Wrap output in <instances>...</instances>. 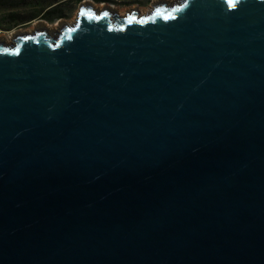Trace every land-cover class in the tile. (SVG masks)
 Returning a JSON list of instances; mask_svg holds the SVG:
<instances>
[{
	"label": "water",
	"instance_id": "95a60500",
	"mask_svg": "<svg viewBox=\"0 0 264 264\" xmlns=\"http://www.w3.org/2000/svg\"><path fill=\"white\" fill-rule=\"evenodd\" d=\"M34 24L0 38V264H264V0Z\"/></svg>",
	"mask_w": 264,
	"mask_h": 264
},
{
	"label": "rangeland",
	"instance_id": "374dc122",
	"mask_svg": "<svg viewBox=\"0 0 264 264\" xmlns=\"http://www.w3.org/2000/svg\"><path fill=\"white\" fill-rule=\"evenodd\" d=\"M85 1H92L97 6L109 4L121 13L131 9L147 10L149 7L152 8L157 1L175 2V0H102V2H98L101 0H0V38L9 41L15 33L34 30V23L36 22H43V26H48L52 30L58 29V25L62 26L66 22L72 24L77 19L80 4ZM59 3L60 11L65 14L63 18L50 20L45 17V14L41 15L44 11L50 9L48 7ZM12 12L17 13L18 17L34 14L35 12L36 16L25 19L23 22L12 23L8 19L9 14Z\"/></svg>",
	"mask_w": 264,
	"mask_h": 264
},
{
	"label": "trees",
	"instance_id": "16d2710c",
	"mask_svg": "<svg viewBox=\"0 0 264 264\" xmlns=\"http://www.w3.org/2000/svg\"><path fill=\"white\" fill-rule=\"evenodd\" d=\"M98 2H102V0L101 1H98ZM53 5H55V4H53ZM59 5H60V3L57 4L55 7H52V6L48 7L50 9L47 10L48 12H46V14L47 13H49V14H51V13H56V14L59 13V11H60V7H58ZM35 16H36V12L34 14H29L27 16H22V17H18V14L17 13L12 12V13L9 14V16H8L9 18L8 19L11 20L12 23H15V22H19V21H22L23 22L25 19H30V18H33ZM54 19L55 18L52 17L50 20H54Z\"/></svg>",
	"mask_w": 264,
	"mask_h": 264
},
{
	"label": "flooded vegetation",
	"instance_id": "af4514ba",
	"mask_svg": "<svg viewBox=\"0 0 264 264\" xmlns=\"http://www.w3.org/2000/svg\"><path fill=\"white\" fill-rule=\"evenodd\" d=\"M57 4H55V5H53L52 7H55ZM51 7V8H52ZM46 12H48V11H44L41 15H44L45 14V17L47 18V19H51L52 17H54V18H63L64 16H65V14H63V12H60L59 11V13H51V14H49V13H47L46 14ZM57 16V17H56Z\"/></svg>",
	"mask_w": 264,
	"mask_h": 264
},
{
	"label": "bare ground",
	"instance_id": "6f19581e",
	"mask_svg": "<svg viewBox=\"0 0 264 264\" xmlns=\"http://www.w3.org/2000/svg\"><path fill=\"white\" fill-rule=\"evenodd\" d=\"M100 6H101V5H100ZM102 6H104V5L102 4ZM102 6H101V7H102ZM141 11H142V10H141ZM144 12H146V10H143V11H142V14H143ZM122 14H124V13H122ZM23 32H29V31H23ZM23 32H21V33H23ZM18 33H20V32H18Z\"/></svg>",
	"mask_w": 264,
	"mask_h": 264
},
{
	"label": "snow or ice",
	"instance_id": "6c2138e0",
	"mask_svg": "<svg viewBox=\"0 0 264 264\" xmlns=\"http://www.w3.org/2000/svg\"><path fill=\"white\" fill-rule=\"evenodd\" d=\"M81 14L84 15L86 14L84 10L81 11ZM105 15H107V13H105ZM74 30V29H73Z\"/></svg>",
	"mask_w": 264,
	"mask_h": 264
}]
</instances>
